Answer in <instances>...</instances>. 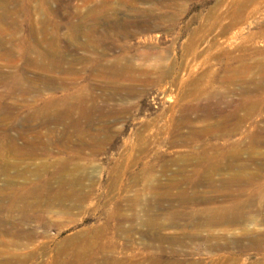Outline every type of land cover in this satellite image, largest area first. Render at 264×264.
<instances>
[{"label":"rangeland","instance_id":"rangeland-1","mask_svg":"<svg viewBox=\"0 0 264 264\" xmlns=\"http://www.w3.org/2000/svg\"><path fill=\"white\" fill-rule=\"evenodd\" d=\"M241 53L251 62L264 59V0H0V193L41 186L47 179L56 188L67 167L63 177L81 179L77 188L88 194L70 214L47 212L21 223L19 215L2 214L0 261L264 264V242L255 241L264 224L201 221L199 213L223 204L217 196L227 191L193 185L200 151L170 146V138L159 131L180 115L187 90L206 83L228 54ZM230 95L209 104L217 112L231 109L238 94ZM111 107V116H103ZM41 111L66 120L97 118L69 142L64 125H57L44 137L47 151L9 150L6 134L19 145L37 139L28 128L41 129ZM250 122L251 133L264 125V106ZM76 140L82 141L80 147ZM133 144L135 149L128 150ZM72 148L81 152L65 153ZM227 156L218 152L222 164L232 160ZM200 173L205 179L244 174L236 167H205ZM175 181L182 186L170 184ZM167 190L187 192L196 201L167 199ZM7 201L0 194V202ZM171 205L182 211L173 223L162 218ZM159 216L165 227L147 223ZM17 227L44 234L42 242L11 245ZM74 236L75 242H66ZM66 245L71 246L66 250ZM89 250L92 256H77Z\"/></svg>","mask_w":264,"mask_h":264},{"label":"bare ground","instance_id":"bare-ground-1","mask_svg":"<svg viewBox=\"0 0 264 264\" xmlns=\"http://www.w3.org/2000/svg\"><path fill=\"white\" fill-rule=\"evenodd\" d=\"M84 34L87 35L85 32ZM214 44L216 45L217 43ZM250 59L247 53L228 54L223 58L220 70H215L216 73L214 72L206 80V83L190 88L185 92V101L181 105L180 115L177 118L173 116V119L169 121V125L159 129L160 133H166V136L170 138V146L182 145V147H187L186 151H200L194 157L196 158L194 175L197 179L194 178L190 181L193 185L205 183L208 187H214L216 190L227 191L217 196L223 204L204 209L199 213L201 221L207 224L217 225L233 223L239 220H251L258 227L264 224V162L258 161L259 157L264 158V152H260L264 151L260 150L261 147H264V125L262 127L259 126L260 128L256 132L253 131L254 133H251L252 126L250 122L251 116L259 112L264 106V59L256 62H251ZM115 67V65L112 66V68ZM236 85L238 86L236 87ZM230 93L238 94L237 99L232 102L233 106L231 109H223L222 112H217L218 110L209 104L211 100L231 96ZM220 100L222 101L224 98ZM43 110L46 111V109ZM44 111H41L44 117L39 123L42 130H31V127L28 128L30 132L36 134L37 139L27 140L23 145H19L14 137L6 134V138L9 141V150L19 154H32L39 150L47 151L50 143L44 137L54 134L57 125H64L62 134H66L65 138L69 142L77 138L78 134L84 132L97 118V116L93 115L88 122H82L78 118L72 117L73 111H71L70 120H66L56 115L44 114ZM96 111L97 107H93L92 113L97 115ZM114 111L115 107H111L109 110L104 111L103 116H111ZM236 133L240 134L239 138L232 139V136ZM143 137L140 136L138 138L142 139ZM108 139V146L114 148L113 140L111 137ZM74 144L80 147L82 141L76 140ZM135 146L136 144H133L130 149H127L132 151ZM70 150L74 149H66L65 153L71 152L75 154L81 152L79 148L76 149L78 151ZM218 152L222 156L228 155L227 157L232 160L222 164L219 160L221 157L218 158ZM245 152L247 156L243 158L242 154ZM191 159L192 157L188 155L187 161ZM69 160L71 158L66 161ZM205 167L210 169V171L236 167L243 171L244 174L237 173L229 177L220 178L208 176L205 179V176L203 177L204 174L201 175L200 173ZM253 167H256L257 171H249ZM66 168L62 169L61 177L63 179L56 188L47 179L41 186H23L13 194L0 193L1 197L8 199L7 202H0V218L4 213H7L9 217L19 215V223H21L26 217L43 215L47 212L70 214L73 206L84 200L88 194L77 188V185H83L81 179L70 180L64 178L69 171ZM65 170L66 172H64ZM170 184H175L177 188L182 186L181 181L171 182ZM66 185H71V187L66 189ZM163 194L167 199L177 200L180 198L179 202L181 204L184 202L193 204L196 201L192 196L188 195L187 198V192L185 194L183 191L179 195L173 194L169 190ZM173 208L174 206L171 205L169 210L164 212V217H162L169 219L170 223H173L175 217L182 214L181 210ZM159 219L160 216L154 218V220L148 218L147 223L153 224L155 222L154 226L157 229L165 227L160 224ZM41 234L25 231L17 227L12 232L14 239L9 243L22 248L37 247L42 242L40 237L44 236V234ZM75 238L76 236L68 237L66 242H75ZM255 241L264 242V231L255 238ZM68 246L66 245V250L71 245ZM73 251L75 250L73 249ZM62 252L64 251H59L58 255ZM88 255H93L92 250L85 251L82 254L77 253L78 257ZM29 256L31 258L34 257V253ZM10 262V259H6L4 262L0 261V264H10ZM17 263L18 260H14L12 264Z\"/></svg>","mask_w":264,"mask_h":264}]
</instances>
